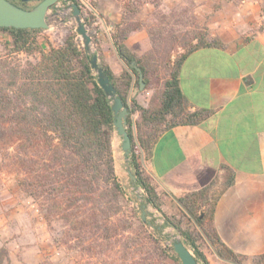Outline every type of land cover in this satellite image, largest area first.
Returning a JSON list of instances; mask_svg holds the SVG:
<instances>
[{"label":"trees","instance_id":"16d2710c","mask_svg":"<svg viewBox=\"0 0 264 264\" xmlns=\"http://www.w3.org/2000/svg\"><path fill=\"white\" fill-rule=\"evenodd\" d=\"M8 1L22 9L33 8L24 0ZM66 3L77 4L84 23L91 25L79 0H66ZM134 13H138L135 6L126 5L112 34L117 55L126 65L120 75L113 73L101 47L92 35L91 38L100 65L129 110V165L136 177L132 183L143 190L147 204L161 214L163 225L139 219L137 224L134 215L124 210L125 191L116 173L113 151L112 103L97 83L91 57L73 33L62 46L45 51L39 40L42 29L0 27V32L10 38L5 46L11 55H40L35 63H0V143L15 150L12 162L18 173V185L38 204L48 223L61 220L78 231L79 238L89 235L97 246L122 243L127 251L138 249L139 257L124 254V261L182 264L179 256L170 255L162 241L146 228L149 226L161 234L165 227L171 226L180 232L198 264H218V260L244 264L249 257L228 247L215 226L216 205L236 182L230 167H223L221 181L214 179L207 186L176 199L178 211L191 224L185 228L181 220L163 209L161 196L139 162L141 153L148 157L166 130L198 125L213 115L208 109L190 110L179 77L190 54L203 48H223L224 44L210 38L205 24L185 31L173 27L167 15L159 19L155 14V22L160 24L150 30L152 49L138 56L125 43L128 35L141 25L130 24L129 14ZM166 43H179L185 52L172 59L170 50L162 47ZM133 63L143 73L145 89L155 90L147 108L130 99L131 89L140 88L139 71L130 68ZM135 112H140V121L134 124L131 116ZM133 225H139L137 234L129 235ZM199 238L206 240L211 252L202 249ZM146 244L153 256L150 262L143 254ZM251 261L264 264V253Z\"/></svg>","mask_w":264,"mask_h":264},{"label":"crops","instance_id":"0c3cea01","mask_svg":"<svg viewBox=\"0 0 264 264\" xmlns=\"http://www.w3.org/2000/svg\"><path fill=\"white\" fill-rule=\"evenodd\" d=\"M221 6L206 19L211 39L223 48H203L190 54L180 71V87L190 110H212L213 115L194 126L166 130L148 157L139 162L166 205L199 190L214 179L222 180L223 167H230L236 182L219 199L215 226L232 250L251 258L264 253V0H220ZM137 14L140 27L128 35L126 45L138 56L152 49L150 30L156 21L155 6ZM152 8V9H150ZM202 14V11L199 12ZM121 22V13L110 19ZM106 27L105 60L115 75L125 63L113 44L112 23ZM146 88V87H145ZM154 88H132L130 99L147 108ZM140 121V112L131 116ZM0 190V247L20 245V235L32 225L20 222L19 208L11 195ZM9 199H12L9 201ZM9 206V216L2 212ZM10 222L12 225H10ZM38 232V231H37ZM26 233V232H25ZM16 236V238H15ZM23 238V237H22ZM13 264H20L11 254Z\"/></svg>","mask_w":264,"mask_h":264},{"label":"rangeland","instance_id":"374dc122","mask_svg":"<svg viewBox=\"0 0 264 264\" xmlns=\"http://www.w3.org/2000/svg\"><path fill=\"white\" fill-rule=\"evenodd\" d=\"M82 4L84 16L91 21V25L87 26L90 36L92 35L95 41L102 49V45L106 48V27L104 23H112L114 31L119 25L117 19H110L118 13L123 15L125 6L129 3L134 5L138 13L145 10L146 3L151 4V0H79ZM155 10L152 9L151 14L155 13L156 17L166 16L171 18L173 27L176 29L181 27L185 31L193 30L197 25H207V18L212 12L219 9L221 6L220 0H153ZM38 1L30 2V7L38 4ZM71 3H66V0H60L54 8L48 12L47 22L49 28L42 30L39 33V40L42 48L48 51L51 47H60L71 33L77 35V41L84 49L83 41L77 33V22L73 15V9L70 7ZM202 11V14L199 12ZM137 13V14H138ZM137 14H129L130 24L141 22L136 19ZM84 21V19H83ZM160 23L154 22L152 28L159 27ZM10 40L9 36L0 32V63H21L37 62L40 58L39 54L34 56H26L23 54L11 55L5 44ZM162 47L170 50L172 59L185 52L179 43H166ZM92 51H96V45L92 42ZM103 51V50H102ZM149 52V51H148ZM144 52L142 55L148 53ZM113 151L116 159V173L120 183L125 191V198L123 200L124 210L128 215H134L136 223L138 219L142 220L145 216L146 223H154L161 226L164 220L161 214L145 201V195L142 189L135 187L129 175L130 165L128 156H125L122 151V140L116 133L113 134ZM15 155V150L12 146H6L0 143V190L2 194L11 195L17 202L15 208H19L20 220L15 219L19 225L24 222V225H32V228L27 229L20 235V245L16 246L6 245L0 247V264H13L10 256L14 254L18 258L20 264H133L131 260H125L123 255L139 257L140 252L136 248L126 250L124 244H113L107 246H97L93 239L86 234L79 238L78 231L71 228V225H66L61 220H55L48 223L42 212L39 211L38 204L30 197H28L19 187L17 178L18 173L13 165L12 159ZM12 199H9V201ZM13 209L9 206L7 210L2 212L10 213ZM163 209L171 216H175L181 220L183 227L191 226L188 219L182 212L178 211L177 206L166 205L163 203ZM1 213V210H0ZM10 225L11 222H10ZM139 225H133L129 235H136ZM148 232L153 233L162 241L163 247L168 249V253L177 254L174 250V243L176 239H181L174 227H165L161 234H158L153 228L146 226ZM193 229V228H192ZM38 231V232H37ZM199 232V231H198ZM127 235V234H126ZM23 237V238H22ZM16 238V236H15ZM199 243L203 250L211 252L210 246L204 238H199ZM189 248V247H188ZM143 254L150 259L151 256L148 245L143 248ZM137 253V254H136ZM178 255V254H177ZM122 257V258H121ZM140 261V260H137ZM218 264H227L218 260Z\"/></svg>","mask_w":264,"mask_h":264},{"label":"water","instance_id":"95a60500","mask_svg":"<svg viewBox=\"0 0 264 264\" xmlns=\"http://www.w3.org/2000/svg\"><path fill=\"white\" fill-rule=\"evenodd\" d=\"M25 2L38 1L39 3L33 8L26 10L22 9L8 0H0V27L8 28L13 27L16 29H42L49 28L47 22L48 12L55 7L60 0H24ZM70 7L73 9V15L77 22V33L80 35L83 41L85 52L91 57L90 65L97 77V83L99 87L105 92L108 99L112 103V111L115 116V133L122 140V151L125 156H128L131 151V138L127 131V123L129 110L123 105L122 100L118 97L116 88L110 82L109 77L106 75L103 67L100 65L98 55L92 51V38L88 32L86 24L84 23L79 6L72 4ZM130 68H135L139 71V84L140 90L143 91L146 84L143 79L142 71L137 67L135 63L130 65ZM115 158V157H114ZM116 167V159H115ZM129 175L132 181L136 180V177L131 171ZM145 216H142L143 222H145ZM176 230V229H175ZM178 235L182 238L180 232L176 230ZM174 251L178 254L182 264H198L193 252L188 248L186 242L181 239H176L174 243Z\"/></svg>","mask_w":264,"mask_h":264}]
</instances>
